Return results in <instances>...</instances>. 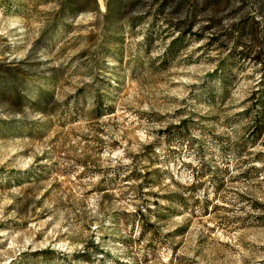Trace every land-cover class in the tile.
I'll return each instance as SVG.
<instances>
[{"label":"rangeland","instance_id":"1","mask_svg":"<svg viewBox=\"0 0 264 264\" xmlns=\"http://www.w3.org/2000/svg\"><path fill=\"white\" fill-rule=\"evenodd\" d=\"M0 264H264V0H0Z\"/></svg>","mask_w":264,"mask_h":264}]
</instances>
